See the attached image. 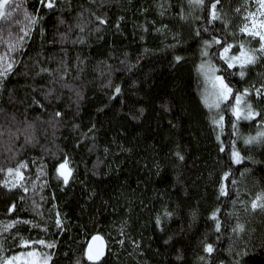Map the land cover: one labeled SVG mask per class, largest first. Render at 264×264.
I'll use <instances>...</instances> for the list:
<instances>
[{
	"label": "trees",
	"instance_id": "16d2710c",
	"mask_svg": "<svg viewBox=\"0 0 264 264\" xmlns=\"http://www.w3.org/2000/svg\"><path fill=\"white\" fill-rule=\"evenodd\" d=\"M58 3L49 9L41 0H24L38 19L19 63L0 78V128L33 124L26 130L32 140L21 131L10 148L8 132L0 137V180L15 184L6 169L20 161L29 165L15 187L0 185V254L19 251V237L43 238L54 248L36 246L51 253L54 264H94L83 252L100 233L103 264H206L200 259L205 241L224 264H236L238 254L243 264H264V212L249 203L264 190V142H244L264 129V99L256 94L264 85V60L246 67L243 77L239 65L230 70L233 91L250 88L242 103L250 100L259 113L233 126L230 110L223 104L210 110L202 99L206 85L198 65L209 58L201 55L209 36L203 27L199 37L195 32L206 26L230 41L249 40L238 31L245 0H219L227 28L220 19L205 25L199 9L188 12V0ZM233 48L239 51V44ZM216 51V45L209 48ZM212 59L221 62L218 55ZM40 68L53 71L35 75ZM115 84L122 91L112 95ZM48 87L55 92L44 98ZM56 110L61 117H54ZM219 111L224 120L213 124ZM233 142L243 157L238 162L231 159ZM65 156L72 169L67 184L56 171ZM224 171L229 176L221 193ZM216 208L219 231L209 215ZM237 220L245 224L239 234L233 232Z\"/></svg>",
	"mask_w": 264,
	"mask_h": 264
},
{
	"label": "snow or ice",
	"instance_id": "6c2138e0",
	"mask_svg": "<svg viewBox=\"0 0 264 264\" xmlns=\"http://www.w3.org/2000/svg\"><path fill=\"white\" fill-rule=\"evenodd\" d=\"M259 7V16H257L256 12H246L245 13V21L238 28V31L247 34L249 40H228L226 35L223 33H219V30L212 29L219 34H211V31L206 26H197L195 29L196 36L199 37L201 35V27H203V31L205 35H208L209 38L203 39L201 41V55L202 57H209L207 60L201 62L198 65V68L201 74L204 76L205 85L211 84V89L209 90L207 87L205 88V95L202 96V99L205 102V105L209 107V109L220 110L221 105H224V110H230L234 120H232L233 126L236 124V120L245 119L251 120L253 117L257 116L258 110L253 107L250 100H244L243 98L249 93L250 88H244L243 92L233 91V86L228 77L231 75L230 70H234L235 65H239L240 76L245 75L246 67L250 65H255L258 60H264V0H257ZM41 3L49 9L53 7H60L61 5L58 3V0H41ZM219 0H188V12L192 13L194 9H199L202 12V15L199 17L200 19L205 20V25L211 26L214 25V21L220 19L223 21L225 27L228 26V21L224 18L221 11L218 10L217 5ZM9 5L8 0H0V17L5 16V7ZM11 11H16V9L12 8ZM25 17L29 16L28 12L24 13ZM82 15V13H79ZM93 16L96 17L97 20L104 21L102 16H97L96 13H92ZM181 18L187 20L188 15L184 12H181ZM38 19V16L33 15L30 18L29 26H31V22H35ZM63 23V20L61 19ZM78 28L83 29L82 24L75 25ZM99 27V25H97ZM27 34L26 29H21ZM43 29L41 28V32ZM178 35V34H177ZM61 36H65L64 33H61ZM24 37L18 36L15 40H10L8 43V52L0 53V78L5 77L8 73L12 72L14 66L19 63L16 59L15 55H10V53L16 52L19 48L23 47L22 41ZM83 39V37H81ZM223 40V43L221 41ZM255 40V46H252L251 41ZM179 41H177L178 43ZM239 44V51H236L233 48V44ZM212 45H216L217 51L216 53H210L209 48ZM218 55L220 58V63L217 64L213 61L212 57ZM173 59L175 61H181L182 57L180 55H174ZM223 69L222 72L218 74V69ZM60 69V65L57 66V70ZM52 69L40 68V72L35 73V75H39L40 73H50ZM61 77L67 75L66 68L60 72ZM55 79V77H53ZM3 86V80L0 79V87ZM64 87H71L68 84H64ZM11 92V90H9ZM121 85L115 84L114 91L112 95H116L117 93H121ZM55 92L54 87H48L47 90L43 93L44 98H51V94ZM78 92V90H77ZM264 92V85H261L258 89H256L257 96H261V93ZM234 96V102L230 99V97ZM59 99V96L55 97ZM264 99V96L261 97ZM33 102L35 104L44 107L42 101L37 99L36 96L32 97ZM226 102V103H225ZM143 109H141V112ZM62 113L59 110L54 112V117H61ZM224 120L223 111H219L212 118L213 124H221ZM12 122L15 123V116H12ZM33 128L32 122H28L25 124V129H13L11 127L0 128V137L3 136L4 132H8V143L9 147L15 143L16 139H18V133L21 131L25 132V140H32L33 136L27 133V129ZM217 139L220 137L217 135ZM256 140H260L264 142V129L258 131L255 136L249 135L245 138V144L252 143ZM22 146V145H21ZM221 150H223V144H221ZM176 155L183 159V156L180 155L179 152ZM241 153L236 149L235 142H233L231 159L233 162H238L239 159H242ZM20 164L23 165L24 161H20ZM69 161L68 157L65 156L63 161L57 166L56 171L59 173V176L63 178V182L65 184L69 181V176L72 172L71 167L68 166ZM26 166V165H25ZM5 171L4 169H0V172ZM7 173H15L16 177L19 178L22 173L20 172L19 166L13 168L8 167L6 169ZM229 171H224L222 174V181L219 185V190L221 193H226V186L223 183V177H228ZM16 183H19V179L16 180ZM0 185H5L7 188L12 189L15 187V184L9 182L8 180H0ZM27 191V189H25ZM251 209L256 210L259 209L261 212H264V190H260L256 193L255 197L249 202ZM15 205H11L8 208V211H12V208ZM219 209H213L209 215L215 219V229L217 231L220 230L221 224L219 218H217V213ZM165 216L173 215L172 212L166 211L163 213ZM19 219V218H17ZM156 224L160 226L161 217L160 215L156 216ZM30 222V221H29ZM12 221H9L11 225ZM59 216H57V224L59 225ZM245 230V224L239 220H237L234 225L233 232L239 234L241 231ZM219 239V237H217ZM133 243H136L135 241ZM19 244L22 249L26 246L32 245L31 247H27L26 250L13 251L11 254H0V264H50L52 262V254L44 251L43 249L37 247L36 245L46 246L47 248H54L55 242L45 240L40 238L38 241H33L29 238L19 237ZM203 250L206 253L205 256L200 257L201 260L207 262L211 259V264H224L223 260H219V257H212V254L217 251L214 247V244L211 242L205 241L203 243ZM4 252L3 244L0 243V253ZM83 255L87 257L88 261L94 262V264H103L102 257L105 256V241L103 236L100 233L93 234L91 236V240L87 242V248L84 250ZM54 264V262H52ZM76 264H80L79 261ZM236 264H243L240 255L238 254Z\"/></svg>",
	"mask_w": 264,
	"mask_h": 264
},
{
	"label": "rangeland",
	"instance_id": "374dc122",
	"mask_svg": "<svg viewBox=\"0 0 264 264\" xmlns=\"http://www.w3.org/2000/svg\"><path fill=\"white\" fill-rule=\"evenodd\" d=\"M8 3L10 5V7L8 5H6L5 16L0 17V21H1L0 37L2 38V41H3L1 43V46H0L1 47L0 53H7L9 41L15 40L16 37H18V36L24 37V39L22 41V44L24 47V45L26 44L27 40L29 39V37L32 33V30H33V27L37 21L36 20L35 22H31V26H29L31 16H33L35 14L32 13L30 10L27 9V7H25L23 5L24 0H8ZM12 8L16 9V11H14V12L11 11ZM243 11H244L243 23L245 21V13L246 12H256L257 16H259L260 10L258 7L257 0H245L244 6H243ZM25 12L29 13L28 17H25V15H24ZM2 18H4V19H2ZM21 29H26L27 34L24 31H22ZM243 35L248 37L247 34H245V33H243ZM251 42L255 43V40H252ZM23 47L19 48L14 53H10V55H15L16 59H17L19 52L23 49ZM206 87L209 90L211 89V86H209V84ZM261 95L264 96V92H262ZM19 168H20V172L22 173V175L19 178L16 177L15 173L10 174L15 184H18V183H16L17 179H19V183L24 179L25 174L27 173V171L29 169V165H28V163H24ZM31 246L32 245L26 246L24 249L21 248L20 250H26L27 247H31Z\"/></svg>",
	"mask_w": 264,
	"mask_h": 264
},
{
	"label": "water",
	"instance_id": "95a60500",
	"mask_svg": "<svg viewBox=\"0 0 264 264\" xmlns=\"http://www.w3.org/2000/svg\"><path fill=\"white\" fill-rule=\"evenodd\" d=\"M105 250H106V244H105Z\"/></svg>",
	"mask_w": 264,
	"mask_h": 264
}]
</instances>
